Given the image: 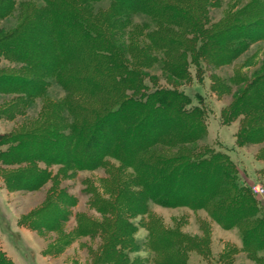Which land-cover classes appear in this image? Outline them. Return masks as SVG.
Wrapping results in <instances>:
<instances>
[{"label": "trees", "instance_id": "trees-1", "mask_svg": "<svg viewBox=\"0 0 264 264\" xmlns=\"http://www.w3.org/2000/svg\"><path fill=\"white\" fill-rule=\"evenodd\" d=\"M103 2L109 7L96 11ZM222 4L0 0V26L20 9L19 24L0 30V59L9 63L0 68V95L6 97L0 120L19 122L0 136V176L10 192H35L54 180V166L67 174L104 169L115 204L98 197L94 206L102 215L110 213L115 226L98 264H188L192 253L210 255L209 238L168 229L154 219L152 203L206 211L223 229H238L243 252L264 264V216L255 191L240 181L227 153L202 145L207 110L181 89L191 80L192 66H231L264 41V0L239 10L234 5L216 22L212 12ZM211 79L215 93L233 96L221 119L225 125L240 120L237 145L264 144V73ZM54 85L62 98L51 95ZM13 167L18 169L8 171ZM51 216L47 225L57 221ZM139 216L149 218L143 226L152 261L130 258L141 251L133 223ZM0 264H13L1 250Z\"/></svg>", "mask_w": 264, "mask_h": 264}, {"label": "rangeland", "instance_id": "rangeland-1", "mask_svg": "<svg viewBox=\"0 0 264 264\" xmlns=\"http://www.w3.org/2000/svg\"><path fill=\"white\" fill-rule=\"evenodd\" d=\"M22 1L26 0H18V3ZM250 1L223 0L222 7L213 10V20H222L234 5L239 10ZM109 5V2L97 3L94 9L103 11ZM19 10L1 24V31L11 30L19 24ZM141 22L136 18L137 24ZM8 65L7 61L0 59V68ZM236 73L248 79L264 73V41L254 43L231 66L212 68L209 71L192 66L191 80L184 83L181 89L193 98L194 105H201L207 110L208 134L202 145L231 157L237 166L240 181L255 191L264 216V144L243 147L237 145L240 120L225 125L221 119L222 111L232 102L233 96H221L212 89V74L229 81ZM152 76L160 77L161 84L166 85V79L159 71H154ZM51 95L62 98L65 94L54 85ZM5 99L0 95V104ZM40 105L38 103L34 107L32 114L39 110ZM18 124V121L0 120V136L12 132ZM112 162L119 166L118 162ZM41 167L46 166L41 164ZM13 169L18 168L13 167L8 171ZM51 170L54 180L35 192H10L0 176V250L13 264H98L104 243L112 237L115 226L110 213L102 215L94 206L98 197L115 204V194H108V174L104 169L68 174L59 166H54ZM106 209L108 211L109 206ZM150 211L154 219H161L168 229H177L191 237L210 239V255L205 257L192 253L188 264H257L243 252L239 230L223 229L204 210L171 209L152 203ZM51 213L57 215L59 220L57 218L56 222L52 221V225H47V221L55 217ZM82 218L88 222H83L87 226L86 231L82 228ZM110 220L112 227L108 224ZM148 220V217L142 216L133 220L138 225L136 239L141 245V251L129 253L132 260L140 257L153 260V254L146 249L149 232L143 226ZM44 222L46 225H42ZM101 227H104V232ZM259 256L264 258V250L260 251Z\"/></svg>", "mask_w": 264, "mask_h": 264}]
</instances>
